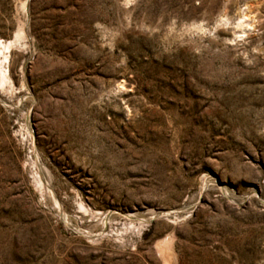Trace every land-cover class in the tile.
Here are the masks:
<instances>
[{
    "label": "rangeland",
    "instance_id": "1",
    "mask_svg": "<svg viewBox=\"0 0 264 264\" xmlns=\"http://www.w3.org/2000/svg\"><path fill=\"white\" fill-rule=\"evenodd\" d=\"M0 40V264H264V0H0Z\"/></svg>",
    "mask_w": 264,
    "mask_h": 264
},
{
    "label": "bare ground",
    "instance_id": "2",
    "mask_svg": "<svg viewBox=\"0 0 264 264\" xmlns=\"http://www.w3.org/2000/svg\"><path fill=\"white\" fill-rule=\"evenodd\" d=\"M245 9H241L239 11L238 17L235 19L234 22H232L233 27L231 29L233 37L237 38L239 35H242L246 33V31H249L252 28V18H248L244 14ZM223 22V21H222ZM203 28L197 27V31L202 32ZM9 46H11V43L9 42H3L0 40V48L7 49ZM6 57H3V60H5ZM6 72L2 71L0 68V82H3L6 78Z\"/></svg>",
    "mask_w": 264,
    "mask_h": 264
}]
</instances>
